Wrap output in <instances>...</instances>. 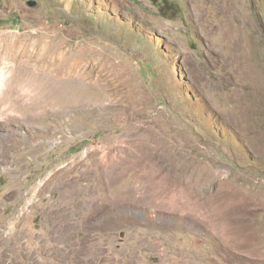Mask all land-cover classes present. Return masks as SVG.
<instances>
[{"label":"rangeland","instance_id":"rangeland-1","mask_svg":"<svg viewBox=\"0 0 264 264\" xmlns=\"http://www.w3.org/2000/svg\"><path fill=\"white\" fill-rule=\"evenodd\" d=\"M4 53L0 264H264V0H0Z\"/></svg>","mask_w":264,"mask_h":264},{"label":"bare ground","instance_id":"bare-ground-1","mask_svg":"<svg viewBox=\"0 0 264 264\" xmlns=\"http://www.w3.org/2000/svg\"><path fill=\"white\" fill-rule=\"evenodd\" d=\"M4 46V45H3ZM10 51V50H9ZM21 51V50H20ZM8 52V51H7ZM7 56H8V54H7ZM6 56V54L4 53V55H0V74L2 75L3 74V71L6 69V67L8 66V65H10V66H13L14 64H15V61H16V59L18 58L17 56H14V57H7ZM24 56V55H23ZM21 62H23V61H21ZM12 64V65H11ZM3 84V79L0 77V86ZM25 82L23 81V82H20V84H18L17 86H16V88H15V91H14V96L17 98V99H20L21 100V102L22 101H27L28 99H30L31 97V92H30V87L29 88H27V87H25ZM28 86V85H27ZM26 97L28 98V97H30V98H28V99H26ZM79 108L80 109H83V107H84V105H83V103H79ZM81 105H83V107L81 106ZM103 151H104V149H101V148H99V149H97L96 150V156H98L97 158H96V161L97 162H99V164L97 163V165L99 166V172H100V174H103L105 177L107 176V172H108V170H109V167H108V164H109V161H108V156H107V154L106 153H103ZM108 151V150H107ZM105 152V151H104ZM103 153V159L101 158V154ZM101 155V156H100ZM101 159H102V161H101ZM117 162V164L115 165L118 169H119V166L121 165V164H119L120 163V161L118 160V161H116ZM123 165V164H122ZM94 167H95V164H94ZM117 170V169H116ZM115 170V171H116ZM99 175V174H98ZM100 182V181H99ZM65 184V183H64ZM67 187V186H66ZM135 190H142V189H144V187H142L141 185H138V186H135V187H133ZM68 190V189H67ZM70 191V190H69ZM134 191V190H133ZM63 192H64V190H63ZM69 193V192H68ZM67 194V193H66ZM65 194L64 193H62V196H64ZM134 195V193H132L131 191H128L126 194H125V197H127V198H129V199H133V196ZM146 198H148V199H150V202L151 203H155L156 204V202L157 203H163L164 204V201L160 198V200H159V202L158 201H156V199H154V197H153V194L151 193V191H149L148 190V195H145V196H142V197H139V199H141V200H145L146 201ZM176 198H174V200H175ZM86 245V244H85ZM86 250V249H85ZM52 255V254H51ZM54 255V254H53ZM0 259H2V258H0ZM101 259V258H100ZM99 261H101V260H99ZM97 262V261H96ZM102 262V261H101ZM55 263V262H54ZM102 264V263H101ZM103 264H105L104 262H103Z\"/></svg>","mask_w":264,"mask_h":264},{"label":"water","instance_id":"water-1","mask_svg":"<svg viewBox=\"0 0 264 264\" xmlns=\"http://www.w3.org/2000/svg\"><path fill=\"white\" fill-rule=\"evenodd\" d=\"M31 4H33V3H31Z\"/></svg>","mask_w":264,"mask_h":264}]
</instances>
